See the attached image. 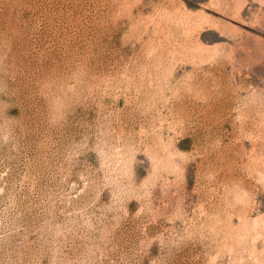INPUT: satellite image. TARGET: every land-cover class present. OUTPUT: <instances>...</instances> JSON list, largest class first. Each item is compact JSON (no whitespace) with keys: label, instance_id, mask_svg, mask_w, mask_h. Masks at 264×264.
I'll use <instances>...</instances> for the list:
<instances>
[{"label":"rangeland","instance_id":"1","mask_svg":"<svg viewBox=\"0 0 264 264\" xmlns=\"http://www.w3.org/2000/svg\"><path fill=\"white\" fill-rule=\"evenodd\" d=\"M0 264H264V0H0Z\"/></svg>","mask_w":264,"mask_h":264}]
</instances>
